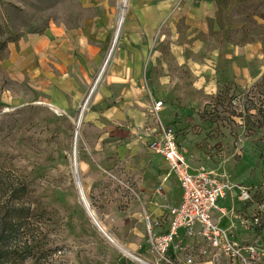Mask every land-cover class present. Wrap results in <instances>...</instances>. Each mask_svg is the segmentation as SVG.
Wrapping results in <instances>:
<instances>
[{
	"label": "rangeland",
	"instance_id": "rangeland-1",
	"mask_svg": "<svg viewBox=\"0 0 264 264\" xmlns=\"http://www.w3.org/2000/svg\"><path fill=\"white\" fill-rule=\"evenodd\" d=\"M215 3V17L204 30L196 31L200 24L192 30L180 23V37L175 38V27L152 37L162 56L160 71L145 69V77L152 76L144 85L152 93L151 113L137 106L130 123L98 133L84 113L119 47L130 0H0L7 45L51 27L82 29L86 22L97 36L113 19L103 61L78 109L60 110L44 93L12 80L9 54L0 51V182L26 183L43 242L42 254L27 264H157L144 215L148 212L155 221L160 211L152 207L162 210L165 215L156 219L154 231L166 230L169 210L177 205L175 191L182 188L165 159L150 148L157 136L152 107L160 100L165 108L161 121L174 129L190 166L250 190V202L236 197V240L255 247L256 264H264V0ZM177 46L186 49L193 69L174 61ZM202 64L209 70L200 74L195 65ZM165 75L169 80L164 85L159 81ZM98 142L102 144L95 148ZM75 170L90 210L109 238L86 210ZM181 231L184 238L179 235L167 254L174 259L163 264H183L186 252L193 254V264H233L223 256L215 261L207 243Z\"/></svg>",
	"mask_w": 264,
	"mask_h": 264
},
{
	"label": "crops",
	"instance_id": "crops-1",
	"mask_svg": "<svg viewBox=\"0 0 264 264\" xmlns=\"http://www.w3.org/2000/svg\"><path fill=\"white\" fill-rule=\"evenodd\" d=\"M215 4V0H130L128 22L123 27L119 47L114 52L103 80L91 95L88 109L84 113L88 124H94L96 132L110 130L116 123H130V119L134 118L138 109L137 106L142 108V111L149 108V98L152 93L146 91L144 85L151 83L149 79L152 76L145 77V69L149 67L153 72L157 69L160 71L159 60L162 56L156 48L159 42H155V45L151 44L152 37L157 32L160 34L164 27H175L173 32L175 38L180 37L182 33L178 34L177 30L180 23L192 30L200 24L196 31L204 30V26H207L204 24L215 17ZM122 20L119 19V25ZM86 23L82 29L51 27L44 34L9 43L1 52L9 54L8 70H11L12 80L18 83L25 82L32 89L44 93L60 110L78 109L85 98L90 81L97 74L99 65L103 61L111 37L113 19L102 30H98L97 36L92 35L95 32H92V24ZM192 30L187 33L190 35ZM186 52L185 48L177 46L173 53L174 61L180 66L187 65L193 69L192 59L186 56L188 55ZM195 66L201 71L200 74L209 70L208 64H202V67ZM168 80L165 75L159 82L165 85ZM149 112L151 113L150 108ZM162 112L163 110L160 114ZM150 122L154 123L153 120ZM162 123L170 126L163 121ZM105 138L103 137V140ZM100 144L102 143H96L95 148H99ZM192 170L199 169L192 168ZM173 200L177 203L174 207L181 205L182 188L180 191H175ZM220 207L228 211V215L224 217L214 213V218L221 227L229 229L236 238L235 194H230L221 200ZM152 209L160 211L156 219H162L165 215L155 206ZM168 215L170 224L171 215L169 213ZM180 236L183 237L182 231Z\"/></svg>",
	"mask_w": 264,
	"mask_h": 264
},
{
	"label": "built area",
	"instance_id": "built-area-1",
	"mask_svg": "<svg viewBox=\"0 0 264 264\" xmlns=\"http://www.w3.org/2000/svg\"><path fill=\"white\" fill-rule=\"evenodd\" d=\"M164 108L163 101H156L152 108L157 119L155 131L157 134L150 144L153 152L161 155L173 173L177 176L183 189V200L179 207H172L169 210L171 222L164 232H155L154 227L157 221L145 213L144 219L147 225L148 243L152 253L157 256V264L172 262L174 255L167 254L173 242L179 237L181 230L184 235L191 239H201L214 251L213 258L220 261V257L228 258L233 264H256L259 257L255 247L245 246L236 240L229 229H225L214 218V213L227 216L228 211L220 207V201L230 194L242 202L252 200L250 190L240 184L232 183L214 171L196 170L193 171L187 158L180 150L176 133L170 126H166L159 118ZM152 128L146 126V131ZM160 190V189H159ZM177 245L173 251L178 253ZM186 250V249H183ZM207 252L204 251V254ZM178 262L180 258L176 257ZM183 264H193L194 256L191 252L184 253Z\"/></svg>",
	"mask_w": 264,
	"mask_h": 264
},
{
	"label": "trees",
	"instance_id": "trees-1",
	"mask_svg": "<svg viewBox=\"0 0 264 264\" xmlns=\"http://www.w3.org/2000/svg\"><path fill=\"white\" fill-rule=\"evenodd\" d=\"M3 35L0 26V51L5 49L10 40ZM28 194L26 183H6L1 179L0 264H27L41 253L43 242L37 234L39 216L27 201Z\"/></svg>",
	"mask_w": 264,
	"mask_h": 264
},
{
	"label": "water",
	"instance_id": "water-1",
	"mask_svg": "<svg viewBox=\"0 0 264 264\" xmlns=\"http://www.w3.org/2000/svg\"><path fill=\"white\" fill-rule=\"evenodd\" d=\"M74 165H75V167H76V159L74 158ZM75 172H76V182H77V185H78V188H79V192H80V195H81V198H82V201H83V204H84V206H86L85 208H87L86 210L87 211H90L89 210V204L87 203V201H86V199H85V197H84V195H83V192H82V190H81V187H80V180H79V176H78V173H77V170H75ZM91 212V214H92V216H93V213H92V211H90ZM95 220V219H94ZM97 224V223H96ZM99 227V229L108 237V235L105 233V231H103L102 229H101V227L100 226H98ZM109 238V237H108Z\"/></svg>",
	"mask_w": 264,
	"mask_h": 264
},
{
	"label": "bare ground",
	"instance_id": "bare-ground-1",
	"mask_svg": "<svg viewBox=\"0 0 264 264\" xmlns=\"http://www.w3.org/2000/svg\"><path fill=\"white\" fill-rule=\"evenodd\" d=\"M125 0H123V2H124ZM120 21H121V18H120ZM43 104V103H42ZM78 128V127H77ZM78 133L76 132V135H77ZM88 203V202H87ZM88 210V209H87ZM89 210H90V208H89ZM91 211V210H90ZM90 211H88L89 212V215L91 216V218L93 219V221L95 222V224H96V226L98 227V226H100L101 227V229L104 231V229H103V227L98 223V221H97V219L94 217V213H93V216H92V214H91V212ZM95 219V220H94ZM99 228V227H98ZM128 254V253H127Z\"/></svg>",
	"mask_w": 264,
	"mask_h": 264
}]
</instances>
